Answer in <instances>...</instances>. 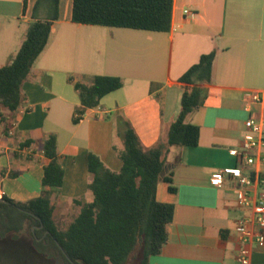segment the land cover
I'll return each instance as SVG.
<instances>
[{
	"label": "crops",
	"instance_id": "obj_1",
	"mask_svg": "<svg viewBox=\"0 0 264 264\" xmlns=\"http://www.w3.org/2000/svg\"><path fill=\"white\" fill-rule=\"evenodd\" d=\"M72 8L73 0H59L58 7L55 0H0V67L17 54L32 22L52 23L49 42L23 84L24 107L8 134L0 124L1 200L25 203L41 196L48 163L43 144L55 135L64 178L60 188H47L52 205L67 211L80 208L75 201L91 203L90 155L113 172L122 168L118 117L151 149L178 118L185 89L201 87L204 104L187 119L200 128L199 144L169 149L167 175L177 190L171 193L161 182L156 197L174 206V218L149 264H237L243 247L237 221L253 213L238 207L231 181L223 187L212 181L236 166L230 151L240 148L248 118L263 114L248 94L264 93V0H174L168 32L75 24ZM212 52L210 81L183 83ZM97 76L119 78L122 87L75 123L82 106L75 85H92ZM26 141L32 146L21 149ZM250 229L256 231L254 224ZM249 264H264V245H252Z\"/></svg>",
	"mask_w": 264,
	"mask_h": 264
},
{
	"label": "trees",
	"instance_id": "obj_2",
	"mask_svg": "<svg viewBox=\"0 0 264 264\" xmlns=\"http://www.w3.org/2000/svg\"><path fill=\"white\" fill-rule=\"evenodd\" d=\"M55 0V6L58 7ZM174 0H73L72 22L81 25L128 28L168 32L172 26ZM26 11V1L24 6ZM57 19V18H55ZM52 23L34 21L12 61L0 67V124L8 134L14 115L24 107L23 84L28 80L34 63L45 50ZM215 53L203 55L182 78L185 84L194 79L210 81ZM122 80L97 76L92 85L77 83L81 108L74 117L78 123L88 109L100 107L103 97L119 90ZM207 91L201 87L185 89L181 112L170 125L165 139L151 149H144L130 123L119 116L115 121L117 136L123 142L118 152L122 162L119 172L106 168L95 155L89 157L93 174L89 189L91 203L82 204L79 215L66 230L55 222L56 207L47 188H60L64 170L59 164L57 137L44 140L47 158L41 196L25 203L7 198L0 200V241L19 242L23 235L30 247L52 264H149L150 257L160 254L167 242V230L174 218V206L157 200L161 182L176 192L171 174L167 175V154L171 147H195L199 144L200 128L188 117L202 108ZM32 146L31 141L20 145Z\"/></svg>",
	"mask_w": 264,
	"mask_h": 264
},
{
	"label": "built area",
	"instance_id": "obj_3",
	"mask_svg": "<svg viewBox=\"0 0 264 264\" xmlns=\"http://www.w3.org/2000/svg\"><path fill=\"white\" fill-rule=\"evenodd\" d=\"M190 13L185 10V14ZM248 101L261 105L263 114L261 117L252 114L248 118L245 123L247 135L240 148L230 151L236 158V166L220 170L212 181L216 187H223L226 181H231L237 193L238 207L253 213V216L237 221L238 239L243 245L237 264H249L252 245H264V93L251 92ZM252 224L256 231L250 229Z\"/></svg>",
	"mask_w": 264,
	"mask_h": 264
},
{
	"label": "rangeland",
	"instance_id": "obj_4",
	"mask_svg": "<svg viewBox=\"0 0 264 264\" xmlns=\"http://www.w3.org/2000/svg\"><path fill=\"white\" fill-rule=\"evenodd\" d=\"M43 2L48 0H42ZM81 207L72 206L67 211L56 209L55 222L58 229L66 230L74 219L79 215ZM0 264H52L39 256L30 247V240L23 235L19 242L0 241ZM133 264H139V258L133 261Z\"/></svg>",
	"mask_w": 264,
	"mask_h": 264
}]
</instances>
